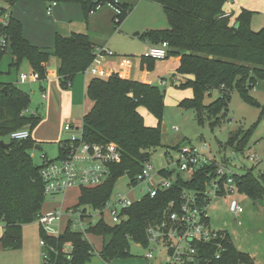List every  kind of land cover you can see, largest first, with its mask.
<instances>
[{"label":"trees","instance_id":"1","mask_svg":"<svg viewBox=\"0 0 264 264\" xmlns=\"http://www.w3.org/2000/svg\"><path fill=\"white\" fill-rule=\"evenodd\" d=\"M17 1L1 0L0 13L4 5L12 6ZM42 1L76 2L81 6L86 21L98 8L110 5L114 11L111 19L113 28L125 20L131 8L128 2L121 0ZM148 1L162 6L168 26L146 30L141 37L154 45L163 41L168 43L166 58L180 57L175 70L182 76L178 87L192 91V95L181 99L178 105L193 109L198 124L207 123L211 127L225 116L230 94L237 90L243 100L260 106L259 120H264V103L260 105L249 94L259 80L263 82L264 89V28L252 30L254 11L242 8L232 21L233 15L224 9L228 0ZM4 31L10 44L9 49L0 47V62L8 52L12 57L9 67L17 69L25 61L38 81L46 78L45 64L50 56L59 59L58 80L62 87H67L74 75L84 72L95 57V45L88 33L56 34L53 51L48 52L24 38L21 22L11 15ZM154 62V59L142 57V63H146L149 69L153 68ZM213 89L219 90V96L205 104V97L211 96ZM85 96L92 106L82 117L84 139L100 144L113 142L121 152L120 161L111 166L110 175L103 183L79 189L75 206L97 208L111 197L119 177L126 175L134 180L143 164L150 160L151 151L160 146L164 91L154 84L112 73L108 77L93 76L87 84ZM30 100L29 93L16 84L0 82V141L6 139L4 142L8 144L7 147L0 145V221L4 225L0 245L4 249L22 245V226L37 220L45 199L40 165L34 163L30 153L37 145L31 132L41 117L26 113ZM140 106L156 117V126L145 124L138 111ZM23 127L30 131L28 138H9L12 131ZM253 127L233 131L224 147L243 153ZM224 161L229 164L228 158ZM257 166L253 165L241 174H233L237 193L253 201L264 199V171L259 170L255 174L253 171ZM213 169V165L199 168L189 179L176 174L171 187L159 189L153 197L143 195L139 201L122 210V219L114 224L101 220L89 226L84 233L67 226L59 236L48 235L39 227L49 262L88 264L95 249L86 239V234L101 237L102 245L97 253L105 263L131 256L132 243L146 248L147 227L160 223L168 203L173 202L175 208L178 207L183 190H201L208 179L206 174L213 173ZM160 173L172 176L174 172L162 168ZM224 234V250L220 256L215 257L217 248L210 244L199 249L202 257L198 264H253L252 257L238 250L226 231ZM66 243L72 245L69 258L63 249Z\"/></svg>","mask_w":264,"mask_h":264},{"label":"rangeland","instance_id":"2","mask_svg":"<svg viewBox=\"0 0 264 264\" xmlns=\"http://www.w3.org/2000/svg\"><path fill=\"white\" fill-rule=\"evenodd\" d=\"M121 1H127L131 7L128 15L118 27L113 28L114 24L111 21V31L104 38L107 37V45L111 52L115 53L113 54V57H116L115 59H120L121 56L134 59L140 54L145 53L148 48L145 38L141 37L142 33L150 28H166L168 22L162 6L158 3L148 0ZM0 3H2L1 0ZM224 7L225 10H233L234 15H237L242 8L253 10L252 30L257 31L264 28V0H228ZM112 11L113 8L110 5H104L99 9L101 14ZM136 32L139 34L135 35ZM8 55L9 53L7 52L4 56L8 57ZM168 59L170 58L155 60L153 68H157L156 74L164 76L167 70L165 63ZM175 67H169V70L174 71L176 77L169 74L164 76V84H154L160 90L164 91L162 124H166V131H162L161 134L160 146L151 151L149 161L154 167V170L158 171L167 167L170 169L174 168V164L179 158L178 147L185 144L200 146L203 142H206L215 160L220 162L228 158L230 170L237 174H241L247 168L253 166L254 163L247 156L251 153H256L262 159L258 163V166L254 168L253 172L257 174L264 166V120H259L260 106L243 100L239 92L233 90L230 94L227 111L220 123L211 127L207 123L200 125L196 120L193 109L183 108L178 105L181 98L191 96V89L178 87L182 81V77L175 73L177 68ZM2 69H6V66ZM21 70L22 72H26L27 68L22 67ZM13 73L16 75V72ZM136 78L139 79L140 77ZM17 87L28 92L30 95L31 100L26 111L39 115L42 121H40V125L38 124L39 126L37 125L32 130L33 136H35L36 142L39 145L38 148H32L30 150L34 163L37 165L41 164L43 157L54 159L58 153L59 138L53 139L49 125L53 122L58 126L59 124L57 122H63L64 120L63 114H60V111L54 112L55 106H51L48 103L49 98H42L41 93L43 90L38 85L30 89L28 83L18 82ZM44 92L49 94L46 89H44ZM211 92V96L205 97V104L214 100L220 93L217 89H213ZM249 94L262 105L264 103L263 82L259 80L254 88L249 91ZM138 111L143 116V120L147 126L157 125L156 117L147 108L140 106ZM80 122L81 118L74 120V124L76 125H80ZM252 126L254 127L243 153L235 152L228 146L224 147L225 142L233 131L238 129L244 131ZM176 173H180L185 179L190 178L186 172L177 170L174 174ZM79 189L71 188L66 192L67 195L65 194L64 196L58 195L54 198L45 196L41 212L45 213L55 206H60L62 203L64 204L63 207L75 205L77 203ZM145 189L146 187L143 183L132 187L129 185V178L123 175L116 180L110 200L113 202L117 195L120 194L126 195L128 200L134 202L142 196L143 193L140 190L145 191ZM234 195L241 202L240 204L244 211L239 217H236L228 209V202L231 200V197L215 198L211 201L207 209L211 227L214 229L221 228L223 221H229V234L237 248L240 251L248 253L252 257L253 264H264V199L253 201L245 195L238 193ZM86 209L87 212L92 214L94 219L99 218V215L92 209ZM104 219L105 222L111 223L110 211L104 212ZM238 220L242 223L239 226L236 223ZM39 227L40 224L37 220L22 226V245L19 248L4 249L0 245V264H45L42 256L44 245L41 243L43 240L39 234ZM85 237L97 248L100 247V237H96L93 234H87ZM146 252V248L132 243L130 245V253L132 255L128 258L116 259V263L151 264L155 262L156 264H163L161 259H159L160 254L163 253L162 250H157L154 253V256L157 254V259L156 257L149 260L145 259ZM98 258H100L98 253L94 251L89 264H95L99 261ZM111 262L107 264H111Z\"/></svg>","mask_w":264,"mask_h":264},{"label":"built area","instance_id":"3","mask_svg":"<svg viewBox=\"0 0 264 264\" xmlns=\"http://www.w3.org/2000/svg\"><path fill=\"white\" fill-rule=\"evenodd\" d=\"M55 5L56 2H50L47 13H50L51 7ZM9 18L10 13L7 7L0 13V47L6 49H9L10 42L4 27L7 25ZM167 51L168 43L163 41L149 46L142 57L154 60L166 59ZM94 53L93 61L84 72L97 77H108L112 73H108L101 67V59L103 56L112 55L113 53L105 46L95 47ZM27 78L26 74H20L19 76L20 82H24ZM159 83L163 84L164 82L160 81ZM63 129L70 134L58 145L57 156L54 159L43 157L41 164H39V175L43 183L44 196L52 198L58 195L64 196L71 188H90L100 185L109 177L111 166L121 159V152L115 143L100 144L85 140L82 134V123L79 126H74L72 123L66 122ZM29 136L30 131L26 127L14 130L9 134V138L14 140H23ZM178 151L179 158L175 162L174 168L167 167L168 170L174 173L177 170L186 172L191 178L197 169L213 165V173L206 174L208 179L204 182L201 190H183L178 207L175 208L173 202L168 203L165 215L160 223L147 227L148 245L144 257L147 260L154 257L157 259V254L154 256V253L157 250H162L163 253L160 254L159 259L163 264H198L202 257L199 249L210 244L215 245L217 248L216 258L224 250L225 231L214 229L210 225L207 209L211 201L215 198L231 197L228 202V209L236 217H239L243 212V207L234 195L237 194V188L233 178L234 173L230 170L229 164L225 161L218 162L215 160L206 142H203L200 146L185 144L178 147ZM247 158L255 166L262 161L256 153L249 154ZM261 170L264 171V166ZM174 173L172 176L162 175L160 170H154L150 161H146L134 180L129 179V185L135 187L137 184L143 183L146 189L145 191L140 190L143 193L142 196L148 194L153 197L159 189L171 187L175 175L180 174ZM134 202L128 200L126 195L118 194L113 202L109 198L103 206L97 208H83L75 205L62 207L61 204L59 207H54L45 213L41 212L37 221L42 231L48 235L59 236L67 226L73 231L84 233L89 226L101 220L105 221L104 212L110 211L111 223L109 224L118 222L122 219V210ZM86 208L96 212L99 218L94 219ZM236 223L238 226L242 224L240 220ZM41 243L44 245L42 252L44 263L52 264L48 260L44 241H41ZM199 246L202 247L199 248ZM71 248L70 243H66L63 248L67 252L68 258Z\"/></svg>","mask_w":264,"mask_h":264},{"label":"crops","instance_id":"4","mask_svg":"<svg viewBox=\"0 0 264 264\" xmlns=\"http://www.w3.org/2000/svg\"><path fill=\"white\" fill-rule=\"evenodd\" d=\"M48 5L49 2L42 0H38V1L19 0L15 2L12 6L5 5L4 8L8 7V11L10 15L21 22L22 35L24 36V38H26L31 44L41 49H44L48 52L53 51L54 38L56 34L68 36L73 32L88 33L95 47L105 46L110 50V48L107 45V40H106L107 37L106 38L104 37L111 31L110 23L114 11L110 13L107 12L106 14L105 13L101 14L99 12L100 8H98L96 11H94L89 15L88 20L86 21L81 6L76 2H66V3L57 2L55 6L51 7L50 13H47ZM225 11L226 13H230L233 15L231 18V20L233 21L236 16L234 15L233 10L232 11L225 10ZM157 29H164V28H157ZM138 34L139 33L137 32L135 33V35ZM145 42L148 47L154 45L148 40H145ZM113 54L105 55L101 59V67L104 68L108 73H119L123 78L140 80L142 82L150 83V84H155V83L160 84L159 83L160 81H163L165 83L164 76L169 74L173 75V77H176L174 71L169 70V67H175L176 65H178L180 59L179 56L169 57L170 59H168V61L165 63L167 67L166 73L164 74V76H160V74H156L157 68L149 69L146 63H142V54H140L134 59L126 56H121L120 59H115L116 57H113ZM11 61H12V57L10 54L8 55V57L3 56L0 62V74H1L0 82H4V83L12 82L16 85L18 82L28 83L30 89H33L35 85H38L39 88L43 90L41 93L42 98L43 99L49 98L48 103L51 106H55L54 112L56 113L57 111H60V114H63L64 116L63 122H57V124H59L58 126L56 125V123L53 122H52L53 124L51 123V125H49L50 132L53 135V139L59 138V142H60L65 138H67L68 133L63 129L64 124L66 122H70L74 126H79L74 124V120L81 118L80 123H82L83 115L92 106V102L88 100L85 96V91L87 84L89 80L93 77V75L88 74L86 72H79L76 75H74V77L71 79L67 87H62L58 80V68L60 62L57 57L50 56L49 60L45 64L46 78L42 81L37 80L35 74L33 73L32 69L28 66L27 62L23 61L21 65L16 69L14 67H9ZM5 66L6 69L3 70L2 68ZM22 67L27 68L26 72H22L21 70ZM13 72H16V75H14ZM20 74H26L28 77L27 80H25L24 82H20L19 80ZM179 76L182 77L181 75ZM136 77H140V78L137 79ZM44 89H46L49 94L44 92ZM190 93H191L190 95H192V91ZM26 113L35 114L33 112L29 113L27 111ZM41 122L39 123L41 124ZM31 137L35 141H37L35 139V136H33V132L31 133ZM50 137L52 138V136ZM62 205L64 206L63 203ZM55 207H59V206H55ZM229 224H230L229 221L227 220L223 221L222 227L215 229L226 231L231 240V236L229 234V229H228ZM3 226H4L3 223L1 224L0 221V236L2 235L3 232ZM231 241L233 243V240ZM101 245H102V239L99 248L93 245L96 252L100 250ZM137 245L140 246L139 244ZM234 246L237 248L235 244ZM237 249L239 250V248ZM116 259H122V258H116ZM116 259H113L111 264H122L121 262L116 263ZM98 260L99 261L96 262L95 264H103V263L107 264L103 262V260L100 258H98ZM151 264H156V263L152 262Z\"/></svg>","mask_w":264,"mask_h":264},{"label":"water","instance_id":"5","mask_svg":"<svg viewBox=\"0 0 264 264\" xmlns=\"http://www.w3.org/2000/svg\"><path fill=\"white\" fill-rule=\"evenodd\" d=\"M166 130V124H162V131H165ZM0 145L3 146V147H7V143H5L3 140L0 141ZM35 147H39V145L37 144Z\"/></svg>","mask_w":264,"mask_h":264}]
</instances>
